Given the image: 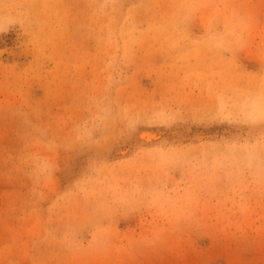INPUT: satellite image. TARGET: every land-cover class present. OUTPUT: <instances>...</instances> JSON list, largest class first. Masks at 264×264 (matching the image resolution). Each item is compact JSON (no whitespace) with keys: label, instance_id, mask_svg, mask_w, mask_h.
<instances>
[{"label":"rangeland","instance_id":"1","mask_svg":"<svg viewBox=\"0 0 264 264\" xmlns=\"http://www.w3.org/2000/svg\"><path fill=\"white\" fill-rule=\"evenodd\" d=\"M264 0H0V264H264Z\"/></svg>","mask_w":264,"mask_h":264},{"label":"snow or ice","instance_id":"2","mask_svg":"<svg viewBox=\"0 0 264 264\" xmlns=\"http://www.w3.org/2000/svg\"><path fill=\"white\" fill-rule=\"evenodd\" d=\"M261 122H262L261 135L264 136V115L261 116Z\"/></svg>","mask_w":264,"mask_h":264}]
</instances>
